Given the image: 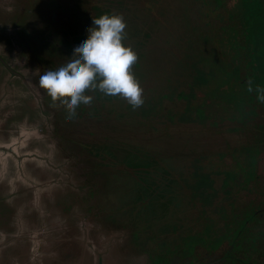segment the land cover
<instances>
[{
    "label": "flooded vegetation",
    "instance_id": "obj_1",
    "mask_svg": "<svg viewBox=\"0 0 264 264\" xmlns=\"http://www.w3.org/2000/svg\"><path fill=\"white\" fill-rule=\"evenodd\" d=\"M6 1L10 8L3 18L10 16L5 21L13 24L6 27L13 31H1L0 42L5 39L2 34H19L26 38L27 47L30 46L28 38H31L39 49L29 48L36 56L33 64L38 70V77L32 82L43 98L35 94L23 74L19 73V76L24 87L35 96L42 112L50 113L53 134L60 146L59 150L53 148V152L63 159H71L68 150L74 146L77 154L85 151L91 157L94 175L107 174L111 179L120 180L123 175L132 178L130 173L135 172L153 182L161 178L160 183L174 184V199L182 196L188 198L186 204L191 202V207L197 201L203 205L199 206L196 219L192 220L188 215L182 219L187 208H165L167 202L163 195L148 193L155 187H144L146 181L144 184L136 181L140 186L139 193L145 191L146 200L138 193L129 205L132 213V222L127 225L131 227L127 231L132 235L127 243L129 248L142 250L141 254L148 258L149 264H264V170L260 169L264 166V100L258 99L264 95V69L259 66L249 45L250 40H255L250 35L254 34L251 28L255 23L264 32L260 20L264 17V6H261L264 0H185L193 16L186 14L185 8L177 3L179 0L146 1L145 11L140 0ZM250 3L257 4L253 13H248L246 8ZM2 11L0 7L1 19ZM105 13L120 14L126 21L124 42L138 55L131 70L144 90V99L147 97L149 101L133 109L123 98L106 96L97 90L87 93L93 96L90 104H81L77 115L67 119L66 106L59 97L53 99L40 88L39 77L47 67L73 55V45L87 35L93 17ZM157 13L158 17H155ZM141 17L150 18V23ZM40 20L39 28L36 21ZM177 70L181 80L174 82L173 75ZM31 108L32 112L23 113L21 119H34L30 117L37 109L34 110L33 105ZM40 114L41 117L45 115ZM106 116L111 118L109 133L101 130L107 125L104 123ZM9 120L15 125L18 119L15 116ZM118 129L127 134L125 139H120L123 141L113 135ZM22 132L23 136L31 135ZM229 132L243 134L244 145L208 142L212 134ZM136 133L140 138L133 136ZM194 136H204L211 146L195 142L199 138ZM15 145L13 139L0 144V259L5 264L17 262L26 248L18 245L17 237L21 236L19 230L23 225L19 217L23 216L28 222L26 226L42 225L34 216L38 213L66 218L70 212L66 195L67 189L71 188L66 180L78 182L72 176L39 174L38 165L34 166L32 160L28 167L32 171L30 179L34 183L50 185L53 190L46 196V201L43 199L41 212L35 208L22 209L23 192L14 194L13 186L4 184L10 180L4 175L7 166L1 149L15 152ZM64 146L68 147L67 152L63 150ZM185 171L187 175H184ZM15 173L17 179H22L25 170L22 175L16 169ZM216 181H221L222 198L217 192ZM18 187L20 191L21 185ZM91 191L96 198V190ZM228 195L231 200L224 201ZM235 198L236 204H232ZM27 200L32 204L34 195H29ZM168 201L170 203L172 199ZM119 209H114V213ZM171 217L174 218L172 226ZM192 221L196 223V230L184 228L188 223L193 226ZM161 226L167 227L164 228L167 231H162ZM166 232L176 235L173 248L168 247L169 240H161L160 236ZM69 235L63 237L62 244L55 240L45 244V248L39 244L38 249H44L43 253L39 250V256H54L49 264H68V257L77 259L78 255L80 260L83 253L77 250L80 242L73 240L74 234ZM28 239L30 255L35 251L32 245L35 241ZM144 240L150 243L149 248H141ZM161 243L163 249L159 247ZM35 257L30 255L26 259L33 261Z\"/></svg>",
    "mask_w": 264,
    "mask_h": 264
},
{
    "label": "rangeland",
    "instance_id": "obj_2",
    "mask_svg": "<svg viewBox=\"0 0 264 264\" xmlns=\"http://www.w3.org/2000/svg\"><path fill=\"white\" fill-rule=\"evenodd\" d=\"M139 1V0H138ZM150 0H140V3L143 4L142 9L145 11V2ZM153 0H151L152 2ZM177 1V0H176ZM180 4V7H184L186 14L191 15L189 8L186 6L187 3L185 0H179L177 2ZM186 6V7H185ZM257 4L250 3L247 4L246 8L248 10V13L254 11ZM261 6H264V4H261ZM0 7L2 8V18L4 17V12L10 8V5L7 4L6 0L0 1ZM182 7V8H183ZM232 8V6H230ZM13 8V7H12ZM17 12H21L18 8H13ZM11 12V11H10ZM156 13V12H155ZM8 14V13H6ZM12 14V12H11ZM154 16V15H153ZM193 16V15H191ZM6 16L5 20L7 19ZM150 17V16H149ZM155 17H158V13ZM199 17V16H197ZM145 22L150 23V18H143ZM152 19H155L152 17ZM195 19V18H194ZM4 18H0V34L7 32V31H13L9 30L6 26H9L11 21L7 20L5 21ZM261 22L264 24V17L260 18ZM256 21L258 19L256 18ZM40 21H36V23H39L40 28ZM235 22V21H234ZM236 23V22H235ZM13 24V23H12ZM30 30V29H29ZM251 30L254 32V34H250L255 40H250L249 45L251 50H253V56L257 59L259 66L264 69V32H261L255 23ZM4 36L3 43L0 42V144H6L13 139L14 142H16V145L13 146L15 149V152L12 150H2L1 153L4 158V162L6 163V170L7 172L4 173V175L7 176V179H9V183L4 182V184L13 186L14 194L20 195L22 192V201H25L22 205V209H39L44 207V200L46 196L53 190L50 185L46 184H38L34 183L30 177L32 175L30 167L32 165V160L34 166L36 164L38 165L39 174L45 173L46 175H52V176H68V177H74L78 182H72L71 180H66V184L68 186H71V188L67 189V195L66 199L68 202V211L69 214H67L66 218H62L59 215H52L49 213L45 214H37L34 215L37 219L40 220L42 225H35V226H26L28 222L24 220L23 216L19 217V222L23 224L19 230V234L21 236L17 237L19 239V247L25 248L22 252L23 255L19 257V260L17 262H14V264H49V261H52V258L54 256H44L43 258L39 256V244H41V248H45L47 245L51 243L52 240L55 241H62L63 237L66 235L70 237V233L74 234L73 240H78L80 243H78L77 250H82V257L79 260L78 258H71L68 257V260L66 263L68 264H149L148 258L141 254L143 251L141 250L139 252L138 248H129V245L127 244L130 238L132 237L130 231L127 230L131 228L130 226H127L128 224H131V215L132 213L129 211L130 207L129 205L135 201L137 194L141 191L140 186L136 184V181H138L140 184L144 187L154 188L151 189V191H148L149 195H163L164 201L167 202L165 206L170 208L173 206H177L180 208H187L186 213L183 214L182 219L185 218L187 215L191 217V219H196L200 213L199 206L201 203L197 201L194 206L191 205L188 201V204H186V200L188 198H183L182 196H179L177 199L179 203H176V199H174V193L176 190L173 188V183L169 182L167 183H160V179H154L153 180L146 178V176L141 175L140 173L132 172L130 175H132V178H128L126 175L121 176L120 180L118 179H111L107 176V174H93V168L94 163L91 159V157L87 156L85 151L84 154H77L76 148L72 146L71 149L68 150V147H63V150L65 152L71 153L72 157L71 159H63V157L58 154L56 155L53 152V148L59 150V141L54 136V125H52L50 120V113L49 112H42L41 107L39 106L35 96L31 94L29 90H27L19 76L20 74H23V76L29 81V85L32 87V89L35 91V94L39 96L40 99L43 98L42 94L40 95V92L38 90V87L34 84L33 80L38 77V70L36 69V66L33 64L35 61V55H33V52L29 49L32 48L33 50L38 51L37 47L34 45L35 41L31 38H28L29 45L27 47V40L24 37H20L19 34H2ZM30 35V34H28ZM40 35V34H37ZM1 38V36H0ZM1 40V39H0ZM162 51L158 50L157 54ZM42 52V51H41ZM43 54V52H42ZM40 54L41 56H43ZM152 54V53H151ZM159 58L161 57V54L158 55ZM5 62L7 66H5L2 62ZM7 67V68H6ZM179 70L173 75V81L176 82V80H181L179 77ZM185 77V76H184ZM186 87V86H185ZM160 91V90H157ZM156 91V92H157ZM157 94H159L157 92ZM154 98L156 94L154 93L152 95ZM33 98V99H32ZM147 97L144 99V104H147L149 99L146 100ZM229 98V97H228ZM231 101H233L231 99ZM30 102V103H29ZM31 102L33 104H31ZM34 106V110L37 109V113L30 117L34 119H21V115L25 112H32L31 106ZM43 117H41V114ZM28 114V113H27ZM26 114V115H27ZM47 114V115H46ZM17 117L16 124L12 125L9 118ZM104 123H106V126L101 127L102 132L109 133V126L111 125V118L109 116H106L104 118ZM110 124V125H109ZM94 125V124H92ZM180 127V126H179ZM26 131L29 132L31 135H25L23 136V132ZM100 131H96V133H99ZM120 133H123L120 134ZM113 135L120 139L126 138V133H124V130H117L113 132ZM132 136V134H131ZM136 138H140V135L138 133L134 134ZM195 138H199L195 140L197 143H216L219 144L222 142H232L237 143L239 147H242L244 145L243 142V134L239 135V133H224L222 135L220 134H212L211 138H209V143L205 140V137L202 136H194ZM123 141V140H120ZM51 144L54 145L50 146ZM204 145V144H202ZM210 145V144H209ZM205 146V145H204ZM211 146V145H210ZM80 150V149H79ZM51 151V152H50ZM62 151V149H60ZM49 153H51V156H49ZM242 154V153H241ZM29 161H25L24 159H29ZM62 158V159H60ZM242 158V157H241ZM15 159H18L15 160ZM184 162H188V159H182ZM14 161L16 162V166L14 165ZM26 162V163H25ZM8 164V165H7ZM41 166H40V165ZM36 168V167H35ZM230 167H228L229 169ZM15 169L19 170L22 179H17L14 175ZM261 170H264V166L260 168ZM27 171L29 174H27ZM43 172V173H42ZM37 173V172H36ZM184 175H187V172H183ZM30 175V176H29ZM142 176V177H141ZM73 178V179H74ZM19 180L24 181L19 182ZM30 184H33L35 187H31ZM217 192L220 194L223 193V191H220V185L221 181H216ZM19 185L20 191H19ZM12 189V188H11ZM78 190V191H77ZM96 190L97 197L92 196V191ZM33 191V192H31ZM25 192V193H24ZM92 192V193H91ZM143 192V191H142ZM141 196H144L142 200H146V193L145 191L143 193H139ZM29 195H34L33 203L29 200ZM224 194H222L220 197L222 198ZM172 199V201H169ZM231 200V196L228 195L225 197L224 201L229 202ZM46 201V199H45ZM191 201V200H190ZM237 199L235 198L232 201V204H236ZM115 204V205H113ZM177 204V205H175ZM92 206V210L89 211V208ZM231 206V205H229ZM228 206V207H229ZM118 209V212L114 213V209ZM126 211L125 213L123 210ZM43 209L37 210L38 212H41ZM181 210V209H180ZM109 212L111 215H109ZM113 212V213H111ZM182 213V211H180ZM147 216V215H146ZM48 219V220H47ZM51 219V220H50ZM131 220V221H130ZM171 221V226L174 221V218H169ZM55 221V223H54ZM70 222V223H68ZM193 222V221H192ZM72 224V225H71ZM74 224V225H73ZM189 224H186L184 228L188 227V230L190 231L191 228L196 230V223L193 222V226L189 227ZM162 225V224H161ZM171 226H168L169 228ZM174 226V225H173ZM28 227L34 228L35 230L32 232L30 229L28 230ZM77 228L76 230H74ZM162 231H165L167 227L161 226ZM202 228V227H201ZM28 230V231H27ZM171 230V229H170ZM187 230V231H188ZM75 233H74V232ZM167 231V230H166ZM169 232V231H168ZM162 234L160 237L161 240H169L170 245L168 247L173 248L175 239V234ZM40 233H42L40 235ZM27 234L31 235L25 236ZM28 238L34 240L33 246L35 248V251L32 253L30 252V255L35 256V259L31 261L30 259L27 260L26 258H29L30 255L28 254V247L30 246L27 244ZM147 238V237H146ZM181 238V237H180ZM186 238V237H184ZM50 239V240H49ZM197 240V238H195ZM49 240V242L47 241ZM189 241H194L190 239ZM58 242V244L60 243ZM63 241L60 243L62 244ZM215 243V242H214ZM141 248H149L150 243L146 240H144L142 243ZM213 245V243L211 242ZM127 245V246H126ZM164 244H160L159 247L163 249ZM73 250H76V247L73 248ZM44 249H41L40 252L43 253ZM73 254V253H72ZM42 258L43 260H41ZM0 264H5L0 259ZM11 264V263H7Z\"/></svg>",
    "mask_w": 264,
    "mask_h": 264
},
{
    "label": "clouds",
    "instance_id": "obj_3",
    "mask_svg": "<svg viewBox=\"0 0 264 264\" xmlns=\"http://www.w3.org/2000/svg\"><path fill=\"white\" fill-rule=\"evenodd\" d=\"M126 21L120 14L105 13L93 17L86 36L73 45V55L42 71L38 83L53 99L67 108V119L77 115V108L92 102L87 93L100 91L119 96L133 109L144 104L143 88L132 72L136 51L124 41ZM264 100V95L258 96Z\"/></svg>",
    "mask_w": 264,
    "mask_h": 264
}]
</instances>
